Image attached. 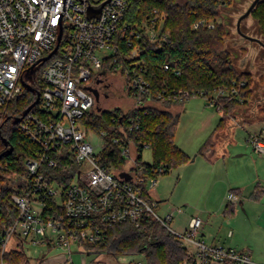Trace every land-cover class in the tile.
Masks as SVG:
<instances>
[{
    "label": "built area",
    "instance_id": "2783aa9c",
    "mask_svg": "<svg viewBox=\"0 0 264 264\" xmlns=\"http://www.w3.org/2000/svg\"><path fill=\"white\" fill-rule=\"evenodd\" d=\"M130 4L131 0H0V107L20 97L22 80L32 86L35 69H30L34 65L36 68L44 64L41 75L45 81L39 103L19 121L30 138L29 154L23 160L25 173L15 175L21 185H14L20 191L8 196V203L17 214L0 233L1 256L16 236L23 246L61 248L65 251L63 263L73 264L72 247L80 245L86 249V245L104 240L105 225L131 221L139 226L151 216L183 243L194 246V252L188 251L194 261L181 264H261L247 251L200 239L198 234L203 225L200 217H192L184 230H178L171 225L173 212L165 217L158 214L155 188L165 167H160L159 174L152 177L135 174L133 168L141 141L136 142L139 125L134 118L127 125L118 126L119 132L110 135L109 140L108 131L98 132L105 141L100 150L90 140L95 131L85 120L97 102L91 87L95 85L103 92L100 85L108 76L122 77L120 70L110 71L122 57L119 40L131 46L135 36L160 43L170 35L164 25V14L157 8L141 23L125 20ZM204 25L214 27L215 22L198 21L193 28ZM60 34L57 50L41 61L57 46ZM126 74L131 75L130 86L134 90L133 96H129L134 99L132 108H135L143 104L140 96L150 95L151 91L134 68L127 69ZM236 83L242 86L246 81ZM236 92V86L230 91L220 88L211 94L208 104L215 107L219 96ZM197 95L202 96L203 92L184 91L178 98L186 100ZM248 140L256 153L264 155V129L250 134ZM110 145L127 162L116 171L101 163L102 153ZM67 156L76 164L68 183L63 181L62 172L52 171L62 168L60 162ZM2 169L8 170V164ZM122 172L131 177L120 176ZM12 183L11 179L6 182ZM227 199L237 202L239 197L231 191ZM132 264L149 263L144 260Z\"/></svg>",
    "mask_w": 264,
    "mask_h": 264
},
{
    "label": "trees",
    "instance_id": "16d2710c",
    "mask_svg": "<svg viewBox=\"0 0 264 264\" xmlns=\"http://www.w3.org/2000/svg\"><path fill=\"white\" fill-rule=\"evenodd\" d=\"M230 1L131 0L125 20L133 24L141 23L157 8L164 14V25L170 30V35L160 43L148 42L142 36H135L131 46L126 41L119 40L122 57L110 67V71L116 73L120 70L126 90L133 96L131 75H127L126 70L134 68L137 74L145 79L151 94L144 93L145 95L140 96L143 104L129 110L121 107L104 109L101 112L92 110L85 121L88 127L98 132L108 131L106 139L109 140L110 135L119 132L118 126L127 125L131 118L136 120L139 125L135 131L138 135L136 142L139 144L141 141L136 166L133 168L137 176H156L162 166L165 167L163 173H167L190 160V155L175 142L179 114L158 108L155 102L166 107L178 104L184 101L178 98L179 94L188 91L196 94L203 92L202 96L208 104L212 93L220 88L230 91L236 86L235 94L218 97L215 108L222 112V117L214 132L200 147L201 153L209 155L214 147L213 135L224 124L225 116L233 108L247 104L253 96L254 89L249 75L237 71L232 54L226 46L228 26L225 22L217 20L221 7ZM251 14L258 20L260 32L264 35V0L257 3ZM198 21H214L215 26L193 28V24ZM166 65L169 67L166 68ZM42 66L44 64L35 68L31 78L32 90L24 87L19 98L9 102L6 107H0V154L13 146L11 152L0 158V233L7 229L17 214V210L8 203V196L10 192L20 191L14 185H21L15 175L25 173L23 160L29 154L30 138L15 119L23 116L24 111L36 100L37 94L42 93L45 86L41 75ZM239 81L246 83L240 86L236 83ZM240 98L243 100L240 101ZM144 144L152 150V161L142 160V151L146 147ZM101 163L111 171L127 164L112 145L105 148ZM5 164H8V170L2 169ZM60 164L62 168L58 167L52 171L62 172L63 181L68 183L73 178L76 164L68 156ZM8 179L13 183L6 184ZM260 194V191H256L252 197L258 198ZM224 212L225 215H231L234 212L233 204L227 203ZM105 229L106 238L86 245L87 250H110L122 255L141 254L149 264H181L194 261L183 242L151 216H147L139 226L131 221H123L105 225ZM42 260L43 258H40L34 264H42ZM2 262L31 264L21 243L17 247H7L2 255Z\"/></svg>",
    "mask_w": 264,
    "mask_h": 264
},
{
    "label": "rangeland",
    "instance_id": "374dc122",
    "mask_svg": "<svg viewBox=\"0 0 264 264\" xmlns=\"http://www.w3.org/2000/svg\"><path fill=\"white\" fill-rule=\"evenodd\" d=\"M252 1L231 0L230 3L221 7L220 16L217 20L225 22L228 26L229 34L225 37L226 46L232 54L235 68L238 72L247 73L252 84L255 85V89L257 91L260 89L263 94L264 46L257 41H251L243 37L237 30L239 16L249 7ZM241 29L245 33L259 37L264 41V35L260 32L259 22L254 15L251 14L242 20ZM104 83L108 84V86L103 89V92L100 91L93 111L101 112L104 109L108 110L116 107L129 110L135 106V101L129 96L124 86V81L119 74L108 76ZM260 96L261 93H259L257 101L255 100L257 103H259L258 98ZM98 103H101V107L97 105ZM261 106L262 104H259L256 110H258L261 116H264V109ZM172 111L179 114L175 142L191 154V159L194 160L196 155H198L197 159L192 161V163L180 165L158 176L159 182L155 188V193L156 197H159L161 201L157 212L161 217H165L168 213L174 212L175 209H181L182 213L175 210L172 220L175 219L176 221H171L172 227L176 228L187 221V215H198L200 208L204 210L212 187L215 186L217 194L215 193L211 201H208L213 206L214 199L220 194L223 177L230 178L235 173H240L242 177L246 174V178H251L252 174H254L256 163L264 168V155L253 151L252 143L248 140L250 134H253L254 130L257 129L256 124H259V122H254L253 124L245 122L243 123L244 126H234L231 138L217 140V159L214 163L210 162L211 168H214V173L209 172V177L206 179L205 174L202 172L209 165L205 163L206 161H204L203 157L209 158L210 155L201 153L200 147L214 132L219 117L218 112L215 107L207 104L204 96L198 95L176 104ZM1 121L2 116L0 117V123ZM94 131L92 132V136H90V140L96 149L100 150L105 141L98 131ZM142 160L147 162L153 160V153L149 147L143 149ZM244 184L246 192L252 189L251 185L246 181ZM227 190L225 189L228 195L230 191ZM222 211L218 215L209 214L206 218L202 214L201 216L205 221H208V218H210L209 223L217 229L223 225L219 232V239H222L223 242L227 243L233 241V239L241 240L246 237L248 221L244 215L240 214L233 221L234 224H231L230 222H223L225 217ZM229 230L234 231L232 237L228 235ZM18 244V237L13 236L9 241L8 247H17ZM183 244L190 253L195 251L192 244L187 242ZM23 249L31 264L37 263L40 258L58 261L60 255L62 257V254L65 252L61 248L48 249L44 245L26 244L23 246ZM144 260L141 254L122 255L110 250H87L80 245L72 247L73 264H81L83 261L87 264H132L133 262ZM0 264H2L1 259Z\"/></svg>",
    "mask_w": 264,
    "mask_h": 264
},
{
    "label": "crops",
    "instance_id": "0c3cea01",
    "mask_svg": "<svg viewBox=\"0 0 264 264\" xmlns=\"http://www.w3.org/2000/svg\"><path fill=\"white\" fill-rule=\"evenodd\" d=\"M252 86L255 91L253 92V96L249 99L248 103L243 106H238L233 108L225 116V121L222 127H220L213 135L214 147L210 151L209 154L210 157L209 158L203 157L204 161H206L205 163H208L210 167L209 169V167L206 166L205 170L202 172L205 174L206 179L209 177V172L214 173V168L213 167L211 168L210 162L214 163L217 159V154H216L217 140L231 138L233 127L244 126L243 123L245 122H249L250 124H253L254 122H259V124H256L257 129L254 130V133L260 132L261 130L264 129V116H261V114L258 113V110H256L259 104H262L261 107H263L264 109V91L262 94L260 89H258L257 91V89H255V85ZM259 93H261V96L258 98L259 103H257L256 101ZM154 104L158 108L169 109L171 111L173 107L176 105L173 104L166 107V105H163L162 103L159 102H155ZM216 111L218 112L219 115L217 119V124H218L220 118L222 117V112L217 109ZM184 150L190 155V160L181 165L192 163V161H195L197 159L198 155H196L195 159L193 160L191 159V154L186 149ZM251 178L250 177L246 178V174H244V177H242L240 173H235L230 178L223 177L222 180L220 178L222 183V185L220 186V192H219L220 194L218 193L219 194L218 197L214 199L213 206L209 204L208 201L210 202L212 196L215 195L216 193L215 186L212 187L211 193L208 197L207 204L204 207V210L203 209L201 210L200 208L199 210L200 213H198V215L197 214L187 215V221H185L184 224H182L179 227H176L175 229L184 230L188 226V223L192 217H200L203 220V225L199 233L200 239H203L210 244L221 245L228 248L247 251L249 252V254L251 255L252 259L255 262L264 264V168L259 166L258 163H256L255 165L254 174H252ZM245 181L248 184H250L252 187V189L248 192H246L245 189L246 188L244 184ZM225 189L226 190L228 189L230 192L231 191L233 192L234 190L235 191L234 193H236L239 197L238 201L232 202L229 201L228 199L226 200L227 192L225 191ZM256 191H260L261 194L258 198H253L252 194ZM157 199L159 200V206H158L159 208L161 200L159 197ZM227 203H232L234 206V212L231 215H225L224 210ZM176 211L182 213L181 209L180 210L178 209ZM221 211L225 217L223 222L224 221L230 222L231 224H234L233 221H235V219L240 214H242V216L244 215L245 219H247L248 221V226H247L248 232L245 235L246 237L242 238L241 240L233 239V241H229L227 243L223 242L222 239L221 240L219 239L220 237L219 232L221 231L223 225H221L217 229L216 227H214V225L209 223L210 218H208V221H205L204 218H206V216L209 214L218 215V213ZM174 212H173V216H174ZM201 214L204 218L201 216ZM171 221H176V220L173 219ZM228 235L232 237L234 235V231L229 230ZM0 259L2 261L1 254H0ZM42 264H64V263H63V259L60 256V258H58V261H53L48 258L45 259L43 258ZM226 264H231V263H226Z\"/></svg>",
    "mask_w": 264,
    "mask_h": 264
},
{
    "label": "water",
    "instance_id": "95a60500",
    "mask_svg": "<svg viewBox=\"0 0 264 264\" xmlns=\"http://www.w3.org/2000/svg\"><path fill=\"white\" fill-rule=\"evenodd\" d=\"M259 1H261V0H253L251 2V4L249 5V7L245 10V12H243L239 16L238 21H237V30H238V33H240L243 37H245V38H247V39H249L251 41H257L258 43H260L261 45L264 46V41L261 38L256 37V36L249 35V34L245 33L241 29V22H242V20L245 19V18H247L251 14L252 10L256 7V5H257V3ZM100 9H101V7H99L97 13H100ZM89 15L90 16L93 15L92 9L89 10ZM60 39H61V34L59 36V40H58L57 46L54 48V50L50 54H48L47 56L43 57L41 61H46L47 59H49L51 57V55L57 50V48L59 46ZM34 69H35V65L30 69V71H34ZM22 84L24 85V87H26L28 89H31V90L33 89V87L28 82H26L25 80H22ZM91 88H92V90L95 92V94L97 96L100 94V92L97 90V88H96L95 85H93ZM39 101H40V93L37 94L36 100L24 111L23 116L26 115L36 104H38ZM97 105L99 107H101V103H98ZM23 116H20V117L16 118L15 121L16 122L17 121H20ZM12 150H13V146H10V148L8 150H6V151H4V152H2L0 154V158H2L5 155V153L11 152ZM120 176H123L125 178H130L131 177L130 174H128L127 172H122L120 174Z\"/></svg>",
    "mask_w": 264,
    "mask_h": 264
},
{
    "label": "flooded vegetation",
    "instance_id": "af4514ba",
    "mask_svg": "<svg viewBox=\"0 0 264 264\" xmlns=\"http://www.w3.org/2000/svg\"><path fill=\"white\" fill-rule=\"evenodd\" d=\"M100 86L104 89L105 87L107 88L108 84L104 83V84H101Z\"/></svg>",
    "mask_w": 264,
    "mask_h": 264
}]
</instances>
